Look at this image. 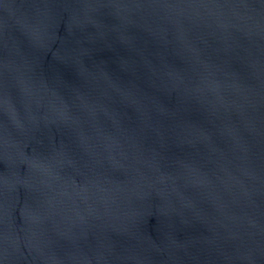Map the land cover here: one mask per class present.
I'll list each match as a JSON object with an SVG mask.
<instances>
[{
	"label": "water",
	"instance_id": "95a60500",
	"mask_svg": "<svg viewBox=\"0 0 264 264\" xmlns=\"http://www.w3.org/2000/svg\"><path fill=\"white\" fill-rule=\"evenodd\" d=\"M0 264H264V0H0Z\"/></svg>",
	"mask_w": 264,
	"mask_h": 264
}]
</instances>
